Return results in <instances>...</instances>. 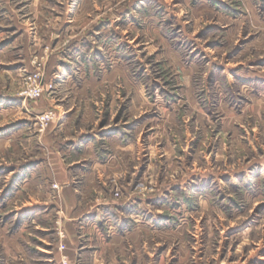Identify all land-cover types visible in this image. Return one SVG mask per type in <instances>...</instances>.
I'll use <instances>...</instances> for the list:
<instances>
[{
  "label": "rangeland",
  "instance_id": "rangeland-1",
  "mask_svg": "<svg viewBox=\"0 0 264 264\" xmlns=\"http://www.w3.org/2000/svg\"><path fill=\"white\" fill-rule=\"evenodd\" d=\"M0 264H264V0H0Z\"/></svg>",
  "mask_w": 264,
  "mask_h": 264
},
{
  "label": "built area",
  "instance_id": "built-area-1",
  "mask_svg": "<svg viewBox=\"0 0 264 264\" xmlns=\"http://www.w3.org/2000/svg\"><path fill=\"white\" fill-rule=\"evenodd\" d=\"M42 92V88L41 86L39 85H34V86H31V88L28 90V95L31 97V98H35V97H38ZM53 116H52V113H46L45 115H43V120H49L51 119Z\"/></svg>",
  "mask_w": 264,
  "mask_h": 264
}]
</instances>
